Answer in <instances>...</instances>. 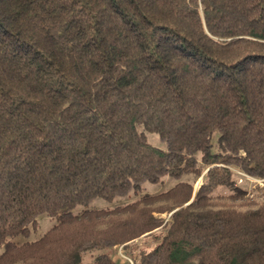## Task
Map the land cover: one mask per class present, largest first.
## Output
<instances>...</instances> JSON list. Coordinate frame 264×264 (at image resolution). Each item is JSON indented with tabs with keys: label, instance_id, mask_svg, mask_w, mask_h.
<instances>
[{
	"label": "trees",
	"instance_id": "obj_1",
	"mask_svg": "<svg viewBox=\"0 0 264 264\" xmlns=\"http://www.w3.org/2000/svg\"><path fill=\"white\" fill-rule=\"evenodd\" d=\"M144 236L134 264H264V0H0V264Z\"/></svg>",
	"mask_w": 264,
	"mask_h": 264
},
{
	"label": "rangeland",
	"instance_id": "obj_2",
	"mask_svg": "<svg viewBox=\"0 0 264 264\" xmlns=\"http://www.w3.org/2000/svg\"><path fill=\"white\" fill-rule=\"evenodd\" d=\"M246 178L250 181L251 185H252V182H254V183H259L260 186H263L262 182L260 180H256V179L249 178V177H246ZM197 183H196V186L198 185ZM172 184H173V182L169 180V181H166V185H164L162 187L161 186L151 187L150 191L151 192H159L161 190L169 188L170 186H172ZM251 185H249V187H251ZM102 205L105 206L106 204L102 203ZM163 216L166 218V220L169 218V215H167V214H164ZM50 225H51L50 221H47L46 219L41 220L40 221V226H39V229H38V232H37V236L39 237V236L43 235L49 229ZM153 244H154V242L152 240V237H145L144 236V237H141V238H139L137 240H134L132 242H129L127 244H122V245L124 246V254L129 256V257H134L136 252H137V250L140 247H142V246H151ZM122 245H120V246H122ZM127 246H129V247H127ZM116 248H117V246H116ZM116 248H115V251H114L115 253L113 255L114 260H117V261H120V262H124V261L121 260V258H119ZM130 252H132L134 255H130Z\"/></svg>",
	"mask_w": 264,
	"mask_h": 264
},
{
	"label": "built area",
	"instance_id": "obj_3",
	"mask_svg": "<svg viewBox=\"0 0 264 264\" xmlns=\"http://www.w3.org/2000/svg\"><path fill=\"white\" fill-rule=\"evenodd\" d=\"M116 249H117V254H118L119 258H121L122 261L128 262L129 264H134L133 258L124 254V246L123 245L117 246Z\"/></svg>",
	"mask_w": 264,
	"mask_h": 264
},
{
	"label": "water",
	"instance_id": "obj_4",
	"mask_svg": "<svg viewBox=\"0 0 264 264\" xmlns=\"http://www.w3.org/2000/svg\"><path fill=\"white\" fill-rule=\"evenodd\" d=\"M191 201H192V200H191ZM191 201H190V202H191ZM190 202H189V203H190Z\"/></svg>",
	"mask_w": 264,
	"mask_h": 264
}]
</instances>
